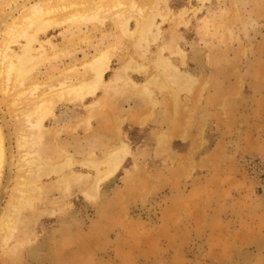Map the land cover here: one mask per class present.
Masks as SVG:
<instances>
[{
  "label": "rangeland",
  "instance_id": "obj_1",
  "mask_svg": "<svg viewBox=\"0 0 264 264\" xmlns=\"http://www.w3.org/2000/svg\"><path fill=\"white\" fill-rule=\"evenodd\" d=\"M127 7L125 33L106 19L55 28L31 43L30 63L1 80L14 133L51 89L90 81L99 50L110 52L107 80L122 71L107 94L99 87L57 104L40 136L30 112L27 148L13 149L0 181L2 217L22 154L34 163L16 229L0 232V264H264V0ZM140 21L151 33L137 32ZM120 149L128 153L118 170L91 190Z\"/></svg>",
  "mask_w": 264,
  "mask_h": 264
},
{
  "label": "bare ground",
  "instance_id": "obj_2",
  "mask_svg": "<svg viewBox=\"0 0 264 264\" xmlns=\"http://www.w3.org/2000/svg\"><path fill=\"white\" fill-rule=\"evenodd\" d=\"M10 1L11 0H8L7 4L5 2H1L0 3V9L3 7H6V6L8 7L12 2V1L11 2ZM128 1H133V0H128ZM131 3L133 4V2H131ZM131 7H133V5H130V8ZM9 8H10L9 11H7L6 14H4L0 19V74H1L0 75V83L2 82L1 81L2 79L4 81H6V80L10 81L11 72L16 67V65H19L20 67L24 68L25 65H27L26 63H30V61L33 60L34 57H32V54H31V52H32L31 43H33L34 41H37V39H36L37 35H40V34L41 35H47L50 33V31L54 30L55 28H61L63 26H67V27H69V26H71V27L72 26H88V24L91 25L95 20H97L99 22V21H103L105 19L108 21H112V23L118 29H121L123 33H125L126 31L129 30V28H128L129 24L128 23L130 20H128V17H126V15L124 13V11H126L127 9H130L129 7H127V0H13V2ZM142 11L143 10L140 9V10H138V13H140ZM153 21H154V19H153ZM150 22H149V25H150ZM141 23L142 22L140 21L139 26L137 28V32H142L141 30L144 29V28H142ZM147 26L148 25H146L145 28ZM32 27L35 28V34L33 36L29 33V29ZM146 29L148 32L149 27H147ZM146 29L144 30V32L146 31ZM137 32H135L136 33L135 35H137ZM144 32H142V33L144 34ZM149 32H150V30H149ZM139 34L141 35V33H139ZM148 35L149 34H147V36ZM128 36L130 37V35H128ZM44 37L46 38V36H44ZM20 39H25L24 40L25 43H22L20 45L21 50L18 53L16 50L13 49V47L15 46V44H17V43L19 44V42L21 43ZM131 39H132V37H131ZM138 39L139 38H137V41H138ZM145 39H146V37H145ZM133 40H135V37ZM139 41H140V39H139ZM43 42L49 43L48 41H43ZM84 42H85V40H84ZM165 43H166V41H165ZM52 46H54V45H52ZM72 46H74V45H72ZM47 47H48V45H47ZM157 61L159 64L163 63V66L167 65V62L164 61L163 58H161V57H157ZM43 62H45V61H43ZM88 63H89V66L91 67V70L93 73V78L90 81H87V79H86V82L80 83L78 85H71V86L66 85V83H62V85L60 86V89H58V91H55L56 88H53L50 90V92H48L47 100H46V103H47L46 106H41V107L37 106V109H32V111H30L32 113L37 111L36 113L33 114V116H35V118L33 120L36 122L31 123L32 127L37 128L36 131L34 129V131H35V132H33L34 135L40 136L39 132L41 131L45 120L48 119V117L53 114L55 107L60 102L65 103V102H74L76 100H83L88 95H94L97 92L99 87H102L104 89L105 93L107 94L109 87L111 85H113L117 80H119V78H121V76H120V74L122 73L121 70H120V72H118L117 76L114 75V77L112 79L107 80L105 78L106 71L111 66L110 65L111 64L110 52L108 49L99 50L96 53V56L92 57L91 61ZM133 66H135V65H132V67ZM132 67H130V68H132ZM53 79H54V77H53ZM6 85L7 84H5L3 86H6ZM5 89H6V87H5ZM0 93H1V91H0ZM28 94L29 93L27 92V95ZM14 108H16V107H14ZM92 109H93V107H92ZM12 110H14V109H12ZM34 110H36V111H34ZM13 112H15V111H13ZM30 112L29 111L23 112L22 115L19 116L16 120L14 119L15 120V132H14L15 136H14V133L11 130V128H12L11 127V119L7 116L5 109L3 107L2 108L0 107V181L3 178L4 172H5V168H6L5 165H7V164L9 165L8 159L13 158V155H14L13 149L16 148V150L18 152L19 151L22 152V150L24 152V149L27 148L26 144H28V141H27L28 134L26 132V129H27L26 124L29 120ZM178 121H180V120H178ZM31 134L32 133H30V135ZM7 136L10 137V139H13V136H14L13 143H15V145H14L15 147H13L12 146L13 144H10V143L6 147ZM114 137H115V135H114ZM127 153H128V151L126 149H120L116 153L107 157L105 162H104V165H106L105 170L97 175L96 179L94 180V185L92 184V186H90V189L97 192L99 184H100L99 182L103 181L106 178H109L118 170L119 166L121 165V163H122L124 157L127 155ZM20 160H23L22 162H24L25 164H22V165L20 164V168L18 169V172H17L18 176H16V183L14 186V188H15L14 192L17 194L13 195V197L11 198L6 214L4 216L0 217V232H2V233L5 232V234H8V233L11 234L16 229L13 226L14 225V214H15L14 211H15L16 207L18 206V204L16 206H15V204L17 201L19 203L20 200L23 199V197L26 193V189H25L26 188L25 184L27 183L25 180L26 175H27V173L30 172V167H32V165L34 164L31 159L28 160L27 155L25 153L22 154ZM49 168L50 167L45 169L43 171V173L48 172V174H51V172L49 171ZM101 170H102V168H101ZM63 171H65V170H63ZM12 176H13V174H12ZM9 179H10V177H9ZM66 179H68V177ZM11 182H12V179L9 181V185ZM9 185H7V187H6L7 188L6 192H8V190H9V188H8ZM5 186L6 185L0 186V190L2 188L5 189ZM0 205H1V203H0Z\"/></svg>",
  "mask_w": 264,
  "mask_h": 264
}]
</instances>
